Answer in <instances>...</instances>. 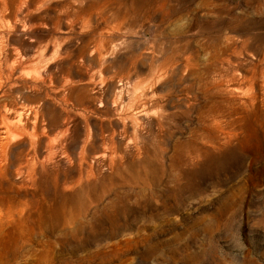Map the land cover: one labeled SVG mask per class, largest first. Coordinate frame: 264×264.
<instances>
[{
    "label": "rangeland",
    "instance_id": "1",
    "mask_svg": "<svg viewBox=\"0 0 264 264\" xmlns=\"http://www.w3.org/2000/svg\"><path fill=\"white\" fill-rule=\"evenodd\" d=\"M44 7L56 52L28 75L6 61L34 57L28 33L0 20V264H264V0ZM110 138L144 181L64 225V183Z\"/></svg>",
    "mask_w": 264,
    "mask_h": 264
},
{
    "label": "bare ground",
    "instance_id": "2",
    "mask_svg": "<svg viewBox=\"0 0 264 264\" xmlns=\"http://www.w3.org/2000/svg\"><path fill=\"white\" fill-rule=\"evenodd\" d=\"M45 1L46 0H0V20L5 21L12 29L17 28L22 33H28L30 39L26 43V48H28V50L33 49L35 52V55H33L34 57L28 58L26 55H22L20 52L21 50H19L18 47H12V52L6 54L7 69L10 74L16 71L20 75H28V69L37 72L45 54L48 52V54L54 55L56 52L57 16L52 15L48 18L46 14H43L45 10ZM47 25L50 26L51 31L49 36L50 43L45 49L42 43L45 37V32L48 28ZM101 51L104 52V50ZM217 125V122L213 124V126ZM205 139L209 140L211 144H214L216 137L209 133ZM112 142V138L103 141L101 144L102 150L96 155H91V159L86 161V167L84 169L82 168V164L85 160L83 161V158H81L80 171L78 174L64 183L65 188H78L73 195H71V205L69 209H65V205H63L57 210V219L60 216L64 217V225H74L76 228L79 223L78 215H84L87 212V202L89 203V206L98 207L99 212L104 211V213H107L115 209H120L119 207L123 206L130 195L129 192L124 190V184L132 185L133 183L137 184L139 181H144L141 177H135V172L137 171L135 167L138 164L131 162L126 168L121 166L122 157L117 153L114 145L111 144ZM129 143H132L131 138L129 139ZM202 153L203 151L196 145V139H192L189 143L188 149L184 151L183 155L185 158L192 154L199 157ZM153 163V160L149 156L148 158L142 159L141 167L144 171H147L149 168L153 167ZM101 166L108 167L111 174L105 175ZM32 176H29L28 180L33 179ZM92 180H95V182H92ZM139 193L143 194L142 192ZM106 198H109V200L103 206V210H101L100 205ZM112 228L114 227L112 226Z\"/></svg>",
    "mask_w": 264,
    "mask_h": 264
}]
</instances>
